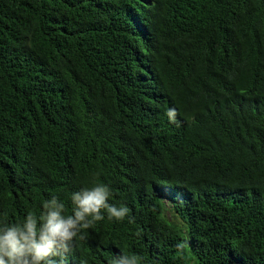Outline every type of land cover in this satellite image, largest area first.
Returning a JSON list of instances; mask_svg holds the SVG:
<instances>
[{
    "label": "trees",
    "instance_id": "1",
    "mask_svg": "<svg viewBox=\"0 0 264 264\" xmlns=\"http://www.w3.org/2000/svg\"><path fill=\"white\" fill-rule=\"evenodd\" d=\"M94 183L65 264H264V0H0V223Z\"/></svg>",
    "mask_w": 264,
    "mask_h": 264
},
{
    "label": "clouds",
    "instance_id": "2",
    "mask_svg": "<svg viewBox=\"0 0 264 264\" xmlns=\"http://www.w3.org/2000/svg\"><path fill=\"white\" fill-rule=\"evenodd\" d=\"M170 122L177 123V111H166ZM110 188L94 183L71 194V211L59 197L43 202V211L37 215L28 212L26 218L16 223H0V264H65L66 254L71 252L84 231L97 222L123 221L128 217L126 206L109 203ZM178 244V249L183 248ZM109 264H141L135 254L123 253Z\"/></svg>",
    "mask_w": 264,
    "mask_h": 264
},
{
    "label": "rangeland",
    "instance_id": "3",
    "mask_svg": "<svg viewBox=\"0 0 264 264\" xmlns=\"http://www.w3.org/2000/svg\"><path fill=\"white\" fill-rule=\"evenodd\" d=\"M167 204H168V200H167ZM167 215H168L170 218H172L171 213H167Z\"/></svg>",
    "mask_w": 264,
    "mask_h": 264
}]
</instances>
